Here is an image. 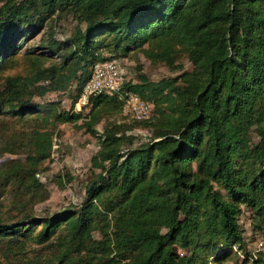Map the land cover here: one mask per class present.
<instances>
[{
  "label": "trees",
  "instance_id": "trees-1",
  "mask_svg": "<svg viewBox=\"0 0 264 264\" xmlns=\"http://www.w3.org/2000/svg\"><path fill=\"white\" fill-rule=\"evenodd\" d=\"M58 9L77 26L43 45L56 60L26 51L30 73L0 79V264H219L243 251L244 209L254 231L264 223V0H0V72ZM136 52L171 70L183 54L192 70L128 77L120 93L152 108L136 121L144 136L105 126L82 201L36 216L56 125L82 119L96 134L102 110H121L103 92L87 116L73 111L93 64ZM68 89L69 110L33 100Z\"/></svg>",
  "mask_w": 264,
  "mask_h": 264
},
{
  "label": "rangeland",
  "instance_id": "rangeland-1",
  "mask_svg": "<svg viewBox=\"0 0 264 264\" xmlns=\"http://www.w3.org/2000/svg\"><path fill=\"white\" fill-rule=\"evenodd\" d=\"M68 10H56L40 29L28 34L22 43L20 52L12 57L14 61L10 67L8 66L0 72L1 80L7 75L30 73L24 60L26 51H32L34 54L44 52V55L49 59L48 61L56 60V55L44 48L43 45L47 44L52 37L61 40L73 34L77 21L75 15ZM125 58L127 59L128 77L133 81L137 79L139 72L153 81H158L192 70L191 62L183 54L178 59L181 69L176 70L169 69L163 63H151L138 52ZM71 90L48 92L44 96H34L33 100L51 104V108L55 111L69 110L73 94ZM118 99L122 100L121 94H118ZM75 108L74 106V112L81 110ZM81 112L82 116H87L89 109H82ZM9 119L12 118L9 117ZM86 120L89 121V118ZM109 124L119 126L121 132L124 131L126 134L144 136L145 131L141 129L142 123L124 116L121 110L115 112L102 110L100 120L93 124L96 134L87 131L86 127L82 125V119L77 122L58 123L56 125L52 138L51 157L41 164L40 170L36 174L47 192V197L44 200L33 205V212L36 216L52 215L63 207L73 206V204L82 201L84 186L92 176L90 158L97 150L98 134H102L105 126ZM127 146L129 145L126 141L122 147ZM18 156L23 157L20 154H5L1 160ZM239 222L244 232L245 249L240 253L234 252L227 260L219 264H256L254 260L259 257L264 260V223L261 230L254 231L253 227L256 229L259 222L255 217L252 218L245 209L240 215ZM94 236L97 239L100 238L97 232L94 233ZM28 250L29 254L39 253L44 256L50 255L53 251L47 245L33 243L28 246ZM179 252L183 253L182 250Z\"/></svg>",
  "mask_w": 264,
  "mask_h": 264
},
{
  "label": "built area",
  "instance_id": "built-area-1",
  "mask_svg": "<svg viewBox=\"0 0 264 264\" xmlns=\"http://www.w3.org/2000/svg\"><path fill=\"white\" fill-rule=\"evenodd\" d=\"M127 59H109L93 64L90 77L81 89L75 109H81L90 97L103 92L122 95L121 112L135 121H143L151 117V105L132 91L120 93L121 87L128 78Z\"/></svg>",
  "mask_w": 264,
  "mask_h": 264
}]
</instances>
